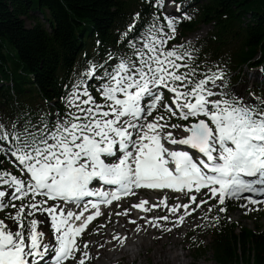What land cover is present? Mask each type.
<instances>
[{
	"label": "snow or ice",
	"instance_id": "6c2138e0",
	"mask_svg": "<svg viewBox=\"0 0 264 264\" xmlns=\"http://www.w3.org/2000/svg\"><path fill=\"white\" fill-rule=\"evenodd\" d=\"M144 5L154 11L134 13L116 48L86 54L58 103L0 118V212L11 209L0 218V264H91L99 254L82 234L142 188L179 195L115 212L137 232L133 209H166L139 219L171 232L198 211L218 223L230 200L245 214L264 205V67L230 84L218 63H197L192 45L169 46L189 3Z\"/></svg>",
	"mask_w": 264,
	"mask_h": 264
},
{
	"label": "trees",
	"instance_id": "16d2710c",
	"mask_svg": "<svg viewBox=\"0 0 264 264\" xmlns=\"http://www.w3.org/2000/svg\"><path fill=\"white\" fill-rule=\"evenodd\" d=\"M191 1L195 3L188 11L191 19L177 27L180 36L197 30L202 23L212 25L205 40L190 44L198 50L197 63L216 62L226 74L242 64L264 67V0ZM131 2L0 0V103L17 115L29 109L34 113L42 101L59 97L77 56L91 50L95 37L114 46L113 30L121 17L130 23L127 14L133 10L142 16L154 11L144 0ZM35 11L44 23L32 15ZM24 18H33L35 23L28 28ZM214 236L211 250L217 264H264V230L241 228L235 234L224 221Z\"/></svg>",
	"mask_w": 264,
	"mask_h": 264
},
{
	"label": "rangeland",
	"instance_id": "374dc122",
	"mask_svg": "<svg viewBox=\"0 0 264 264\" xmlns=\"http://www.w3.org/2000/svg\"><path fill=\"white\" fill-rule=\"evenodd\" d=\"M169 9H172V8L169 7L168 0H165V7L163 11L169 12ZM33 13H34L33 16H37V17L40 16L38 12H33ZM24 22L27 27H31L34 24V22L28 18H24ZM211 28L212 27L209 25L202 24L198 28V30H196L195 32H193L186 38V41L196 42V41H199L205 38V36L211 30ZM242 79H245V80L247 79L246 68H243L242 71L240 72V81ZM239 82H237L234 85H237L238 87H243V85H240ZM256 84H257V81L255 80L252 81L253 86H255ZM244 94L245 96L248 95L247 92H245ZM9 113H10V110H8V108L5 107L4 105L0 104V118H4V117L9 118L10 117ZM8 166H11V170L14 169L11 163ZM227 205H229L230 208H236V205L234 204L227 203ZM126 207L127 208L129 207L128 203L126 206L124 204L123 208H126ZM7 211H11V209H6L5 212ZM5 212L0 213V218L4 217ZM149 213L152 216H156L157 214L154 209ZM231 213L232 212H228V215H227L228 219L230 217L229 219L230 221H238L242 226H247L249 228H255L257 226L258 227L260 226L264 229V207H260L258 211H249L247 212V214H245V210H244L243 215L240 216V218H238V215H241V214L239 212H234L232 213V215L233 217H237L235 219H233ZM141 215H144V214H140L137 211L135 216L131 217L132 219H136L137 224L141 225V231L139 232L136 231V226L133 225L132 223H129L128 219L126 218L124 219L122 224L120 223L122 227H120L119 224H117L116 226H118V230H115L116 227L114 228L113 231L114 232L117 231L115 233H119L121 236L127 237L126 242L123 245H120L117 241L112 239L114 232L112 234H108L110 232V224L106 225V222L104 221H100L95 228H92L90 232L86 235L85 237L86 239L84 241H89L92 237H95L96 239L97 238L102 239L103 244H112L113 246L104 245L107 249V250L105 249V252L109 254L110 258H118L120 256V254H116V250L119 248L122 251V253L124 251H127V253H125V256L120 258L117 264H168L166 263V259L164 257H159V254H157L158 252H156L155 247H153L154 245H158V243L151 244L152 243L151 240L153 239V237H152V234H150L149 232L153 228H149L150 226L148 224H145L144 222L138 223L139 217ZM209 215H211V213ZM144 216L148 217L147 215H144ZM160 216H163V215H160ZM202 216L203 214L200 213L199 211L195 213V216H192L185 223V225L184 224L181 225L182 227L184 225V229L181 230L182 227L180 229L181 231L178 229L177 232L174 233L175 235H173V238H169L168 242L164 244V249L169 251L170 254L168 253V256L171 259L173 258L174 254H178L177 256L179 258L175 260L174 262L175 264H217L212 259V255L210 253L200 258H196L194 251L189 249V244L187 242V232L189 230L194 231L199 236V238H204L205 242L209 241V236H206L203 231L204 219L202 218ZM194 225H199V226H194ZM100 226H103V227H100ZM98 227L100 228L99 231L93 232V230ZM179 231H180V241H179V234H177ZM144 241H145V244H144ZM98 242H99V245H102L100 240ZM89 248L91 251V245L89 246Z\"/></svg>",
	"mask_w": 264,
	"mask_h": 264
},
{
	"label": "bare ground",
	"instance_id": "6f19581e",
	"mask_svg": "<svg viewBox=\"0 0 264 264\" xmlns=\"http://www.w3.org/2000/svg\"><path fill=\"white\" fill-rule=\"evenodd\" d=\"M170 11H172V9H169ZM147 199L150 204L151 203H158L159 201L158 200H154V197L153 196H148ZM124 204L125 206L127 205V201H123L122 203V207H124ZM130 207V206H129ZM155 212L158 214V216L160 215H165L167 213H164V209L162 208H155L154 209ZM137 211L139 212V210H136V209H133L130 213V217L132 216H135V214L137 213ZM156 214V215H157ZM240 216V215H239ZM126 217L124 216H119V217H116L115 218V221L117 223H123L124 219ZM127 219V218H126ZM181 225L178 227V228H173L171 232H163L162 230L158 229V228H153V227H149V228H153L149 233L152 234V237L153 239L151 240L152 243L151 244H155V243H158V245H154L153 247H155V251L158 252L157 254H159V257H164L166 259V263L168 264H173L175 262V260H177L179 257L177 256L178 254H174L173 258L171 259L169 256H168V253L169 251L168 250H165L164 249V244H166L169 240V238H173V235H175L174 233L177 232V230L181 229ZM111 228H112V231L114 230L115 226L114 225H111ZM100 229V228H99ZM116 230V229H115ZM178 234V233H177ZM149 235V234H148ZM146 236V235H145ZM144 239V238H143ZM99 240L95 239V238H92L90 240V244H91V248H92V255L94 257L98 255V258H96V262L95 264H117L119 259L124 257L125 256V253H127V251H124L122 253V251L119 249L116 250V254H120V257L118 258H110L109 254H107L105 252V249L106 247L103 245V247H98L99 245ZM141 241V240H140ZM172 241V240H171ZM143 242V241H142ZM174 242V241H173ZM147 243V242H146ZM114 244V243H113ZM144 244H145V241H144ZM109 245H112V244H109ZM147 245V244H146ZM113 246V245H112ZM111 246V247H112ZM146 247V246H145ZM151 247V246H150ZM147 249V248H146ZM107 250V249H106ZM110 250V249H109ZM129 252V251H128ZM174 252V251H173ZM170 254V253H169ZM127 255V254H126ZM134 261V259H133ZM175 264V263H174Z\"/></svg>",
	"mask_w": 264,
	"mask_h": 264
}]
</instances>
